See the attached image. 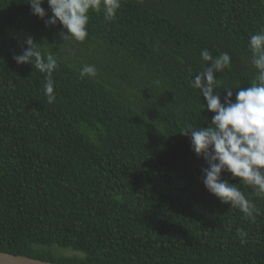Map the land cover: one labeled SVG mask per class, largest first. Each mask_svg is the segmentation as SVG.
Masks as SVG:
<instances>
[{
	"label": "trees",
	"instance_id": "trees-1",
	"mask_svg": "<svg viewBox=\"0 0 264 264\" xmlns=\"http://www.w3.org/2000/svg\"><path fill=\"white\" fill-rule=\"evenodd\" d=\"M89 16L85 41H63L27 0H0V251L62 264H264V196L225 172L255 218L221 203L180 134L213 115L190 85L203 49L230 54L216 74L222 101L225 87L234 101L254 80L247 44L264 28V0H121L113 20ZM29 36L57 60L54 103L46 74L13 59ZM85 65L95 77L81 76Z\"/></svg>",
	"mask_w": 264,
	"mask_h": 264
},
{
	"label": "clouds",
	"instance_id": "clouds-1",
	"mask_svg": "<svg viewBox=\"0 0 264 264\" xmlns=\"http://www.w3.org/2000/svg\"><path fill=\"white\" fill-rule=\"evenodd\" d=\"M27 3L33 15L41 19L48 17L42 7L45 0H27ZM47 5L51 16L45 20V25L59 23L66 30L61 33L63 41L83 42L88 36L90 11L102 12L105 20L111 21L121 7V0H47ZM24 44L26 47L22 48L21 54L13 59L17 64H29L46 74L43 90L48 103H54L52 73L57 60L52 54L45 57L31 36ZM247 47L252 53L251 65L257 71L250 86L236 88L234 101L233 88H224L223 101L217 90L220 81L216 74L230 66V54L223 52L213 57L209 50L201 51V59L207 63L190 78V85L206 101L202 108L206 107L213 115L206 127L189 126L180 134L190 137L192 151L207 164L202 169L206 190L221 203L230 204L254 219V204L237 185L222 177V173H230L233 179L239 178L240 184L251 186L256 196H264V28L250 35ZM96 74L94 65L81 68L82 77H95Z\"/></svg>",
	"mask_w": 264,
	"mask_h": 264
},
{
	"label": "water",
	"instance_id": "water-1",
	"mask_svg": "<svg viewBox=\"0 0 264 264\" xmlns=\"http://www.w3.org/2000/svg\"><path fill=\"white\" fill-rule=\"evenodd\" d=\"M0 264H62L0 251Z\"/></svg>",
	"mask_w": 264,
	"mask_h": 264
},
{
	"label": "rangeland",
	"instance_id": "rangeland-1",
	"mask_svg": "<svg viewBox=\"0 0 264 264\" xmlns=\"http://www.w3.org/2000/svg\"><path fill=\"white\" fill-rule=\"evenodd\" d=\"M60 252H63V253H67L66 251H64V250H59Z\"/></svg>",
	"mask_w": 264,
	"mask_h": 264
}]
</instances>
